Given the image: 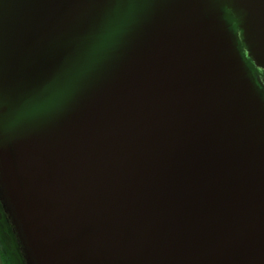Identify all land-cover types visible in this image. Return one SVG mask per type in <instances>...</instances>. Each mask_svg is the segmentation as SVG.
Listing matches in <instances>:
<instances>
[{"label":"water","instance_id":"water-1","mask_svg":"<svg viewBox=\"0 0 264 264\" xmlns=\"http://www.w3.org/2000/svg\"><path fill=\"white\" fill-rule=\"evenodd\" d=\"M122 35L87 65L114 8ZM264 0H0V201L28 264H264ZM57 109L9 116L49 96Z\"/></svg>","mask_w":264,"mask_h":264},{"label":"clouds","instance_id":"clouds-1","mask_svg":"<svg viewBox=\"0 0 264 264\" xmlns=\"http://www.w3.org/2000/svg\"><path fill=\"white\" fill-rule=\"evenodd\" d=\"M124 10L117 7L105 14L101 28L87 38V43L79 61L69 71L79 70L85 67L89 59L103 50L108 49L122 35L120 17ZM62 81L57 80L49 90L48 97L41 99H29L9 116V123L20 124L30 119L38 118L46 114V110H54L67 103L71 97H65L62 101L57 89L62 86Z\"/></svg>","mask_w":264,"mask_h":264},{"label":"trees","instance_id":"trees-1","mask_svg":"<svg viewBox=\"0 0 264 264\" xmlns=\"http://www.w3.org/2000/svg\"><path fill=\"white\" fill-rule=\"evenodd\" d=\"M0 239L2 244L5 245L6 250H0V257L2 258L3 264H23L22 257L18 256V251L14 249V240L11 236L10 230L8 229L7 222H5L4 228L0 226Z\"/></svg>","mask_w":264,"mask_h":264},{"label":"rangeland","instance_id":"rangeland-1","mask_svg":"<svg viewBox=\"0 0 264 264\" xmlns=\"http://www.w3.org/2000/svg\"><path fill=\"white\" fill-rule=\"evenodd\" d=\"M244 54H245V57L248 58L249 62H251V63L254 64L253 60L249 57V53H248L247 50H244ZM254 65H255V64H254ZM263 70H264V69H263ZM7 216H8V215L6 214V212H5V210H4L3 206H2V203H1V201H0V226L4 228L5 222H7L8 229L10 230V232H11V236H12V238H13V240H14V241H13V242H14V249H16V250L18 251V253H17L18 256H21V257H22V259H23L22 263H23V264H28V263L26 262V258H25V254H24V252H23L22 246L20 245V243H19V241H18V237H17V233H16V231H15V228H14V226L11 224V222L9 221V219H8ZM3 249H4V251H6V250H5V245L2 244L1 239H0V250L3 251ZM0 264H3V262H2V258H1V257H0Z\"/></svg>","mask_w":264,"mask_h":264},{"label":"flooded vegetation","instance_id":"flooded-vegetation-1","mask_svg":"<svg viewBox=\"0 0 264 264\" xmlns=\"http://www.w3.org/2000/svg\"><path fill=\"white\" fill-rule=\"evenodd\" d=\"M244 56H245V54H244ZM246 59H247V61H249L248 58H246ZM248 63H249V65L252 68L254 77L256 78V81H257L258 85L264 90V70L261 69V68L256 67L251 62H248Z\"/></svg>","mask_w":264,"mask_h":264}]
</instances>
